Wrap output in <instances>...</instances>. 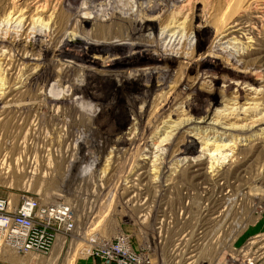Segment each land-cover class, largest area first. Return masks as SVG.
Segmentation results:
<instances>
[{"label":"bare ground","instance_id":"1","mask_svg":"<svg viewBox=\"0 0 264 264\" xmlns=\"http://www.w3.org/2000/svg\"><path fill=\"white\" fill-rule=\"evenodd\" d=\"M65 1H1L7 25L9 22H17L22 29L19 35L12 37L13 39L7 41L4 46L8 48L9 54L5 53L2 67L6 69L5 73L7 71L8 81L0 87V105L6 106L2 107V109L4 108L2 111L0 108V116L15 114L19 119V122L17 121L18 123L13 125H17L19 133L22 134L18 133L20 137L15 136V141L44 142L49 145H75L78 143L84 146L88 143H114L152 146L160 139L161 132L171 129L170 134L161 139L159 144L169 146L172 151L174 150V153H177V157L174 155L176 159L183 155L175 161L178 162L177 168L172 169L175 171L166 173L169 176L168 179H164L167 188H173L185 179L189 181V178L194 179L193 182L195 180L198 182L199 179L227 182L230 178H245L246 180V177L250 179V176L256 179L263 176L264 173L261 172L262 174L259 175L253 171V165L260 164V162H263L261 167L264 168V159H262L264 157V138L262 137L259 138L260 141L252 145L253 147L243 145L244 147L237 148L236 145H227V149L219 150L223 151L222 153H227L220 157L221 161L220 159L215 161L217 164L220 163V166L217 167L216 165L210 167L209 165L214 162L204 158L205 152L197 151L198 145L203 143L209 145L205 140L210 136L192 133L200 130L201 126H204L208 121L214 120L210 123L213 129L220 127L227 131L234 128L225 127L228 122L221 120L224 117L221 114L218 119L209 120L210 113L205 112V115L200 116L198 123L196 119L188 116L189 113L194 115L187 109V105H194V99L198 98L197 94L195 95L197 90L208 94L215 92L212 89V91H205L203 88V90L197 88L198 82L196 81L201 77L198 72H196L198 76L191 77V80L185 78V74L191 76L196 69L200 68L202 58L198 48H207V42L212 44L216 40L234 44L238 48V58L242 65L264 68V0L247 1L246 7L241 8L240 6L241 9L231 13L228 12V10L230 11L228 7L221 18L213 20L207 12L197 13L199 8L192 7L194 0H181L176 6L174 5L175 10H172L170 14L162 13V8L157 0L153 3L140 1L136 11L134 13L131 11L129 14L130 3L124 0H114L109 9L111 13L103 9L96 10L98 6L93 5L97 4L94 0L84 3L88 6L87 9L77 6L79 0H69L68 7H65ZM95 10L97 11L95 12L96 16L92 19L91 16L83 19L79 15L80 13L94 15ZM119 10L127 11V14L123 15L122 13L121 15L117 12ZM106 13L108 17L99 18L98 15ZM156 13L158 14L157 18L152 19L151 16ZM193 20L196 24H192ZM36 28L42 32L37 34L34 41L29 42L27 39L31 37L30 32L33 34L32 31ZM160 29L163 32L162 36L165 35L169 38L167 46L162 43L161 37L157 36ZM69 30L72 31L70 32L72 35L67 40L64 39L63 42L62 39ZM181 34H183L182 39L185 40L184 44L192 35L196 37L197 44L192 48L191 54L182 59L180 72H177V76L173 74V70L178 64V59L171 55H165V53L176 50V43ZM213 34L214 38L210 41L208 36ZM183 49L184 46L179 51ZM12 51L13 53H11ZM151 52L157 53L156 57L149 56ZM97 55H106V57L104 60H99L102 57L98 58ZM9 56L13 57L12 60L9 58L10 61L7 58ZM91 57L96 59L91 61ZM154 60H160L163 65L169 64L170 66L168 65V69H160L158 72H156L155 66L151 67L150 71H142L138 68L156 62ZM100 61H103L102 64ZM172 77L176 78V81L164 92L163 89ZM50 79L55 82L50 89L52 96L47 95ZM64 87L68 88V95H62L59 92L61 89H58ZM159 91H161L160 96L157 94ZM183 92L188 96L185 94L182 96ZM190 93H192V97ZM161 96L160 101L158 97ZM158 100L159 104H155ZM50 101L56 102V104H50ZM224 102L226 105L223 101L219 102L220 106L222 105L224 108L223 111L230 110L231 112V109L234 108L229 107L231 100ZM164 113L168 115L163 116ZM231 114L233 113L231 112ZM10 117H8L7 123ZM249 119L251 122L249 126L247 125L248 128L243 131V135L264 125V115L259 118L252 116ZM129 125L130 127H128ZM125 128H128L129 132L120 133ZM260 129L258 130L260 131ZM261 130L264 134V128ZM44 132L52 134H50L51 136H42V134L38 137L34 136ZM92 132L100 133V135L94 134L93 136ZM112 133H115L116 136L109 137V134ZM252 134L249 135L252 136ZM226 138L227 135L225 137L223 135L215 136V134L212 136L214 140ZM223 146L217 147H226V145ZM144 153L146 157L140 159L133 169V171L136 170L133 173L134 176L136 175V178L133 179V201L139 199L145 190L144 195L148 196L150 191L157 189V187L149 185L148 189H144L142 188L145 184L143 182L149 183L148 180H152L151 175L154 174L152 167L161 168L160 165L163 164L160 163L157 166L153 164L155 161H151L156 152L145 151ZM173 154L171 159H173ZM228 154L233 155H231V159ZM252 157H254V164L252 162L249 164L248 160H251ZM227 159L230 160L225 162ZM154 177L153 179H155ZM129 182H132V179ZM252 185L251 188L249 186L244 188L249 189V195L261 196L264 194V178L262 182L256 180V183H252ZM3 245L4 242L0 246ZM14 249H16L15 246Z\"/></svg>","mask_w":264,"mask_h":264},{"label":"rangeland","instance_id":"2","mask_svg":"<svg viewBox=\"0 0 264 264\" xmlns=\"http://www.w3.org/2000/svg\"><path fill=\"white\" fill-rule=\"evenodd\" d=\"M1 1L4 2L5 0H0V2ZM88 1L90 0H79L77 6H80L82 9H87L88 6L84 3H87ZM94 1H96L97 4L93 5L98 6L96 10L103 9L111 13L109 9L114 0ZM124 1L130 3V11H128V14L131 11L133 13L136 11L140 1H148L152 3L155 2V0ZM157 1L162 8V13L166 12L167 14H170L172 10H175V8H173L174 5L176 6L178 2H181V0H171V2L170 0ZM247 1L251 2L253 0H194L192 7L195 6L193 7L195 9L199 8L197 10V13L199 14H202V11L207 12L213 20L215 18H221L225 12V9H227L228 7L230 9V11L228 10V12L230 13L234 10L236 11L238 9L246 7V5L248 4ZM2 2L0 3V41L2 40L0 42V87L2 84H5V82L8 81L7 71L5 73L4 70L6 69L2 67L5 53L9 54L8 48L4 46L7 41L12 40L14 36L19 35V33L22 32V29H20L21 27L17 24V22H9L8 25L7 20L5 22L6 15L4 13V9H2L1 6ZM68 4L69 0H66L65 7H68ZM96 10L94 11V15L92 13V15H88L86 13H80L79 15L83 17V19L90 18V16L92 19L96 16ZM117 12L121 15L122 13L123 15L127 14V11L119 10ZM98 16L102 19L108 17L107 13L105 15ZM157 16L158 14L156 13L155 15L151 16V18L155 19L157 18ZM194 23L196 24V22L193 20L192 24ZM35 30L32 31L34 32L33 34L29 31L31 36L27 39L29 42L34 41L37 34L39 32H42V30H39V28H36ZM70 32L72 31L69 30L67 34H65L62 39L63 42L72 35ZM162 33V29H160L157 36L161 37L162 43L167 46L169 43V38L165 37V35L162 36ZM182 36L183 34L179 35L178 37L176 50L171 53H165V55H171L178 59V64L174 67L173 70L174 75H177V72H180L179 68L181 66V62L183 61L182 59L188 57L191 54L192 48L197 44V39L194 35H192L185 44V40L182 39ZM213 38L214 34L208 36V39L210 41ZM208 43L209 42H207V48H198L200 50V57L202 58L201 63H204V66L202 67L201 64L200 68L196 69L195 72L191 74V76L190 74H185V78L191 80V77L195 78L198 76L196 74V72H198L201 77L200 80L196 81L198 82L197 88L200 90L205 89V91L213 90V92H215L213 94H208L203 91L200 92L199 90H197L195 95L197 94L198 98L194 99V105H187V109L190 110L194 115H191L189 113L188 116H190V118L193 117V119H196V122L198 123L200 121V116L202 117L203 115H205V112L210 113L209 120H216V118L218 119V116H220L221 114L224 116L223 118L221 117L222 121L226 120L228 123H231H227L225 127L234 128L227 131L222 130L220 127L213 129V127H211L210 125V123L214 121L213 120L208 121L204 126H201L200 130L192 133H199L201 136H210L207 137V140H205L208 141V146L203 143L201 145H198L196 148L199 152H205V159H207L208 161L211 159L212 162L215 163L217 159H220V157L226 155L227 152L222 153L223 151L219 150L227 149V145H236L235 147L237 148L244 147L243 145H247V147H249V145L252 146L256 142L260 141L259 138H264V134L261 130L262 128H264V125L258 127L253 132L247 134L244 133L243 135V131L248 128L251 122L249 119L250 117L255 116V118H259L264 115V68L242 65L238 58V48H236L232 43L230 44L224 40L220 42H217L216 40L215 43L212 44ZM204 45H206V43H204ZM183 46L184 49L179 51ZM11 53H13V51ZM156 54L157 53L155 52H151L149 53V56L156 57ZM49 57L51 58L52 55L50 54ZM96 57H102L99 60H104L106 55H97ZM7 58L8 60L9 58L10 60L13 59V57L11 56ZM91 58V61H94L96 59L94 57ZM8 60L7 62L10 61ZM154 61L156 62L148 63L139 66L138 68H140V70L142 71H150L151 67L155 66L157 68L155 69L156 72L160 71V69H168L167 66L169 64L163 65L162 61L160 60ZM102 62L100 61V64H102ZM53 81L54 80L52 79H50L49 81V88L47 90L48 96H52L50 89L52 87V84L55 83ZM175 81L176 78L172 77L171 79H169L166 85L167 88L165 87V89H163L164 92L168 90V87L173 86V82ZM67 89V87H64L59 88L58 90H60L59 92L62 95H68L69 93H67ZM157 94H159L160 96L161 91H159V93ZM184 94L188 96V94L184 92L182 96H185ZM190 96H193L192 93H190ZM158 98L161 101L162 96ZM159 100L155 104H159ZM230 100L231 102L229 104V107H234L233 110H235L233 111L231 109V112L233 114H231L230 110L223 111L224 108L219 104L220 101H223L224 105H226V102L224 101L229 102ZM49 103H52L54 105L56 104V102L52 101H50ZM0 106L1 111L4 110V108L2 109V107H6L4 105ZM5 115L0 116V119H2L0 122V198H3L5 200L6 198L11 199L13 209L12 211L8 212V216L10 218L16 216L14 211L17 212V210L15 208L22 207L20 205L21 201L24 199V197L27 196L38 201L40 209L38 210L35 208L30 212V216L26 218L31 222L33 229L31 231L30 237L26 238L28 239V241L24 245H22L23 247L14 249L15 245L12 243L10 244L7 241H4V245L0 246V264H120L118 261L112 259L111 257L113 255L115 258H118L119 261L122 259L121 256H117L116 254V247L117 245H119L116 237L119 233H123L130 238L129 248L131 249V257L129 259H127L126 257L124 258L128 264H145V262L149 264H163V253L157 244L155 232L153 230L155 224V214L157 213V211L156 209H154L152 216L148 218L149 215H147V210L145 209L147 204V196L146 194L144 195V193H146V190L142 194L143 197L141 196L139 197V199L133 201V179L136 178V175H133L136 170L133 171V169L135 168L137 163H139L140 159H144L146 157L144 155L145 151H149L152 153L156 152L151 161H155L153 164H156L157 166H159L160 163L163 164L162 166L160 165L161 168H151L152 170H154V174H152L153 176L151 175V183L149 180V183H147V181L143 182L146 185L142 184V188L148 189L149 186H155L157 187V189L158 187H165L166 180L164 181V179L169 178L168 174L166 173L169 171H175L172 170L175 169V167L177 168L178 162L175 161L183 155L182 154L178 156V158L176 159L177 153H174V150L172 151L169 146H162L159 144V141L161 139L170 134V132L172 131L171 129H167L166 132H161L160 139H158L156 143L152 144V146H146L144 144L133 146L128 144L114 143H88L84 144V146L79 145L78 143L75 145H49L44 142L33 143L30 141L24 142L23 140L15 141V136L20 137V135H18L20 130L17 125L13 124L18 123L19 119L15 114V116L9 114L8 116L7 114ZM165 115L168 114L164 113L163 116ZM8 117L10 118L9 122L7 123ZM236 117L238 118L235 119ZM2 121H4L5 123ZM208 125L210 126L208 127ZM128 127H130V125ZM197 127L200 126L197 125ZM127 129L128 128H125L120 133H128L129 130ZM258 129H260V131ZM210 132H212L213 134L211 133L210 135ZM44 133H39V135H37L38 133H34L35 135H33L35 137H38L41 136V134L42 136H51L50 134H52L50 132ZM94 134L98 136L100 135V133L92 132L93 136ZM214 134L215 136L223 135V137L227 135V138L223 140H214L212 139V136H214ZM249 134H252V136H250ZM109 135V137L116 136L115 133ZM249 141L250 143H248ZM210 144L215 145L210 146ZM219 145H226V147L218 148L217 146ZM171 153H174L173 159H171ZM228 155L230 159L233 156L232 154ZM254 157H252L251 160H248L249 164L251 162L252 164H254ZM262 159H264V157ZM229 160L227 159L225 160V162ZM214 163L208 165L210 167H215V165L216 167L220 166V163ZM262 164L263 162L253 165V171L255 174L260 175L261 172L264 173V168L261 167ZM246 166H248V164ZM12 171L13 174H11ZM209 171L212 170L209 169ZM137 172H139L138 169ZM153 177L156 180L153 179ZM246 178L248 179L249 177ZM257 178L258 179L254 178L253 176H250V179L248 180H245V178H230V180H228L227 182L225 181L224 183L232 182L236 185L238 183V185L243 188L244 192L249 195V189L244 188L248 186L249 188L253 187L252 183L255 184L256 180L262 182L264 174L262 177L259 176ZM131 179L132 182H129ZM192 180L194 179L189 178V181L185 179L184 181L177 183V185L175 186L193 185L197 181L195 180L193 182ZM242 180L245 181L242 183ZM187 182H191L192 184H188ZM154 191L155 189L152 190V193ZM143 200L144 203H142ZM248 200L256 204H264V201H260V197L257 196L251 195L249 196ZM57 204H61L62 208L67 209L66 215H69V217L66 219V221L68 222V224L54 219L49 222L44 218L46 216L43 215L44 213L42 212L50 209L49 207ZM260 231H264V218L257 226L251 227L241 237L238 245L242 244L248 237ZM2 244L3 243H0V245Z\"/></svg>","mask_w":264,"mask_h":264},{"label":"built area","instance_id":"3","mask_svg":"<svg viewBox=\"0 0 264 264\" xmlns=\"http://www.w3.org/2000/svg\"><path fill=\"white\" fill-rule=\"evenodd\" d=\"M200 180L193 186H162L146 197L148 218L157 211L153 230L163 264H264V231L238 245L241 237L263 220L264 204L248 200L251 195L234 183ZM257 197L264 201V194ZM20 205L15 208L16 216L10 218L12 201L0 198V243L7 241L16 249L23 247L33 229L26 218L35 208L40 209L39 202L29 196ZM49 208L42 212L45 219L68 224L66 208L61 204ZM116 239V254L122 259L111 257L128 264L124 258L131 257L130 238L119 233Z\"/></svg>","mask_w":264,"mask_h":264}]
</instances>
